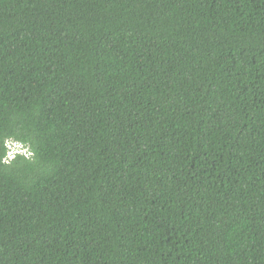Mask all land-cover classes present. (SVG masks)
<instances>
[{
  "label": "trees",
  "instance_id": "trees-1",
  "mask_svg": "<svg viewBox=\"0 0 264 264\" xmlns=\"http://www.w3.org/2000/svg\"><path fill=\"white\" fill-rule=\"evenodd\" d=\"M0 264H264V0H0Z\"/></svg>",
  "mask_w": 264,
  "mask_h": 264
},
{
  "label": "clouds",
  "instance_id": "clouds-1",
  "mask_svg": "<svg viewBox=\"0 0 264 264\" xmlns=\"http://www.w3.org/2000/svg\"><path fill=\"white\" fill-rule=\"evenodd\" d=\"M8 146H11V147H8ZM8 150H12V151H15V153L13 154V156L15 157L16 155L20 154L21 153V150L18 148V146L10 143L8 140H7V145H6V156H5V159H6V163L8 161H11L14 157H7L8 155ZM30 155V154H29ZM3 159V160H5Z\"/></svg>",
  "mask_w": 264,
  "mask_h": 264
},
{
  "label": "rangeland",
  "instance_id": "rangeland-1",
  "mask_svg": "<svg viewBox=\"0 0 264 264\" xmlns=\"http://www.w3.org/2000/svg\"><path fill=\"white\" fill-rule=\"evenodd\" d=\"M8 147H11V146H8ZM15 153V151H12V150H8V156L7 157H14L13 154Z\"/></svg>",
  "mask_w": 264,
  "mask_h": 264
}]
</instances>
